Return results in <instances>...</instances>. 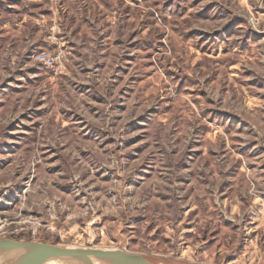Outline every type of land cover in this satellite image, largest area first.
I'll return each mask as SVG.
<instances>
[{
	"label": "rangeland",
	"instance_id": "374dc122",
	"mask_svg": "<svg viewBox=\"0 0 264 264\" xmlns=\"http://www.w3.org/2000/svg\"><path fill=\"white\" fill-rule=\"evenodd\" d=\"M2 239L264 264V0H0Z\"/></svg>",
	"mask_w": 264,
	"mask_h": 264
},
{
	"label": "water",
	"instance_id": "95a60500",
	"mask_svg": "<svg viewBox=\"0 0 264 264\" xmlns=\"http://www.w3.org/2000/svg\"><path fill=\"white\" fill-rule=\"evenodd\" d=\"M26 254L37 259V264H52L54 261H67L66 264L93 262L94 264H150L145 258L123 251H106L96 249H65L63 247L33 242L0 240V260L12 255Z\"/></svg>",
	"mask_w": 264,
	"mask_h": 264
},
{
	"label": "bare ground",
	"instance_id": "6f19581e",
	"mask_svg": "<svg viewBox=\"0 0 264 264\" xmlns=\"http://www.w3.org/2000/svg\"><path fill=\"white\" fill-rule=\"evenodd\" d=\"M68 249V248H65ZM37 259L33 256L26 255V254H18V255H12L8 256L6 258H3L0 260V264H37ZM67 261H54L52 264H66ZM122 264H135L132 262H121ZM80 264H94L93 262H87V263H80Z\"/></svg>",
	"mask_w": 264,
	"mask_h": 264
},
{
	"label": "built area",
	"instance_id": "2783aa9c",
	"mask_svg": "<svg viewBox=\"0 0 264 264\" xmlns=\"http://www.w3.org/2000/svg\"><path fill=\"white\" fill-rule=\"evenodd\" d=\"M42 60H43L44 62H48L49 65H50L51 67H53V62H51L47 56H43V57H42Z\"/></svg>",
	"mask_w": 264,
	"mask_h": 264
}]
</instances>
